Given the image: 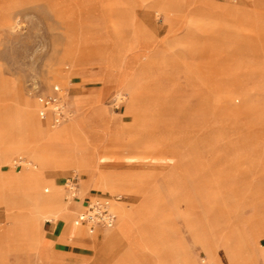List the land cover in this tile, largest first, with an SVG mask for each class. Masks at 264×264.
<instances>
[{
	"label": "rangeland",
	"instance_id": "1",
	"mask_svg": "<svg viewBox=\"0 0 264 264\" xmlns=\"http://www.w3.org/2000/svg\"><path fill=\"white\" fill-rule=\"evenodd\" d=\"M227 1L0 0V128L13 145L30 152L14 164L16 171L29 160L42 169L28 187L47 184L40 174L48 167L64 169L47 177L62 186L71 209L86 194L78 188L72 199L66 181L89 179L132 210L142 209L151 232L157 225L161 255L178 233L193 244L191 229L217 240L255 238L262 250L264 44L252 50L251 39L262 36L211 8ZM54 86L65 90L72 111L64 123L50 122L49 134L69 121L76 128L56 142L32 140L28 104H41ZM95 93L103 95L97 110L77 107L74 96ZM106 139L109 149L98 157L108 159L101 168L60 166L68 151L85 163L84 154ZM7 145L0 134V152ZM129 183L139 185L131 189ZM19 206L24 215L17 220L28 227L38 220L41 235L45 219H39L38 205ZM83 210L75 212L73 225ZM118 215L113 229L122 225ZM109 230L92 239L86 264H101L102 234ZM130 237L128 259L141 264L138 254L150 248L148 236L133 228ZM195 249L202 263L205 252ZM238 252L246 263L243 249Z\"/></svg>",
	"mask_w": 264,
	"mask_h": 264
},
{
	"label": "crops",
	"instance_id": "2",
	"mask_svg": "<svg viewBox=\"0 0 264 264\" xmlns=\"http://www.w3.org/2000/svg\"><path fill=\"white\" fill-rule=\"evenodd\" d=\"M211 8L217 9L220 15L225 17L233 16L242 24L252 26L256 31L255 35L262 36V39H251L250 45L252 50L259 47L260 44H264V0H231L225 3L220 2L219 6H212ZM254 19H256L258 25L253 22ZM235 41L236 43H243L238 37L235 38ZM52 92L53 90L46 95ZM45 96H43V98ZM102 97L103 95L97 93L87 96H74L78 101L77 107L89 106L96 108V110L99 107L98 104H100ZM43 98L41 99V104L39 103L40 109L43 104ZM40 118L42 121L49 119L50 122L53 123V116L51 114H49L46 119L41 116ZM0 134L5 135L8 139V148L0 152V264H86L93 254L90 248L92 239L95 237L99 239L101 235L97 233L106 229H91L86 225H76L75 220L73 225L71 220L75 212L80 210L81 207H84V210L79 214L85 212L89 202L112 200L113 211L117 216V225L119 222V204L127 203L122 201V199L116 201L115 198L119 196H112L108 194L109 192L98 190L88 179L85 180L83 184L79 181V190L82 194H86V196L84 197L83 195L76 200V205L68 209L66 208L64 189L62 188L61 192L59 188L62 186L58 187L59 185L56 181L53 180L55 184L51 182L52 179L47 177V173L50 170H64L55 167H51L49 170L40 174V178L48 179L49 182L37 186L36 190H32V188L28 187V183L21 184L20 182L21 180L28 181L27 179H33L32 169L29 170L26 169V167L21 171H16L14 169V164L17 163V160L22 162L27 160L25 159V155L30 153L29 150L17 148L13 145L10 134L2 128H0ZM109 146L110 144L107 140L101 144L96 151L85 153V158L82 159L85 160L87 164L93 163L101 168L102 164L104 165L107 163L108 157H98V154L107 152ZM61 150L60 148L58 152H61ZM18 167L19 166H17V168ZM20 167H22V165ZM15 187H18L19 194L16 193ZM99 191L102 192V194L99 195ZM43 196H49L50 199L52 197L53 201L51 200V204H62L65 208L62 210L61 218L56 220H45L42 224L41 235H39L37 239H34L33 235L28 233L24 234V232H20L19 230L23 229L25 231V229H27L28 231V223H26L24 219L20 222L17 220L20 218V215L22 216L23 214V211L20 210L18 206L27 203L33 204V199H40V202L42 201L41 203L44 204L46 202L41 199ZM48 202L50 203V200ZM127 206L129 207V204H127ZM141 212V208L132 210L136 222L139 223L147 233L148 243L150 245V248H145V250L140 251L138 254L141 264H237L233 255L239 248H242L244 251L246 264H260V246L255 238L247 240L246 237L241 235L233 238L223 236L217 240L195 229L190 230L193 244L191 242H185L178 233L171 238L168 253H163L162 256H159L156 249L157 245H155L161 238L157 231V225L154 224V232H151L148 228L147 218ZM126 223L129 225L131 224L129 221ZM71 226L83 228L86 234L78 235L72 233ZM104 236L103 233V247ZM196 246L200 247L206 254V259H204L202 263L199 261V250L195 249ZM158 251L162 252L159 248ZM101 252L99 261L101 264H109L107 262V255L105 257Z\"/></svg>",
	"mask_w": 264,
	"mask_h": 264
},
{
	"label": "bare ground",
	"instance_id": "3",
	"mask_svg": "<svg viewBox=\"0 0 264 264\" xmlns=\"http://www.w3.org/2000/svg\"><path fill=\"white\" fill-rule=\"evenodd\" d=\"M61 77L62 76H60V78ZM28 107L30 108L29 110H30V118H31V125H32V130H31V132H32L31 133L32 140H34V139L37 140V139L43 137L45 140L49 139L52 142H56V141L60 140L61 138H65L66 136H70L72 134V132L74 131V129L76 128L75 123L73 121H69V122H66L65 126L62 129H60L59 131H57L53 135H50L49 132H48V125L50 123V120L48 119L46 121H42L40 116H39L40 104L38 102H36V101H31L28 104ZM77 126H79V125H77ZM71 141H72V139H71ZM60 158H61L60 166H63V167L68 166V164H70V163H73L74 165L76 164V165H82L83 167H87V163L79 162L76 159L75 153H72L70 151L66 152L63 156H60ZM25 164H26V169H29V170L32 169V177L33 178L35 177V175H37V173L39 171H42V169L36 163H34L31 160H29V162H26ZM50 168L51 167H48L47 169H50ZM44 170H45V168H44ZM26 179H27V177H26ZM27 180L29 181L30 179H27ZM20 182L21 183H26L27 181L26 180H21ZM47 182H49V181H47ZM51 182L55 183L53 180H51ZM94 182H95V180H94ZM115 182H114V184H115ZM117 182H119V181H117ZM140 183L142 184L141 181H140ZM129 185L131 186V189H134L139 184L129 183ZM34 189H36V188H34ZM57 190H58V188H57ZM59 190H60V188H59ZM41 199L43 201H45L46 203L42 204L41 203L42 201L40 202V199L39 200L38 199H33L34 200L33 201L34 204L38 205V213H40L39 219L43 218L45 220H50V217H52V216L61 215L62 210L65 208L62 204L61 205H58V204H55V203L51 204L52 203L51 202L52 197L50 199L49 196H43ZM49 200H50V203L48 202ZM18 207H20V206H18ZM118 211H120V213L122 214V225L119 228H116V229H113V230L110 229L109 231L104 233V235H105L104 236V249L101 252V254L104 255L105 257L107 255V262L109 264H137V263H135L134 259H132V260L128 259V257H130V255H131L128 252L130 248L127 250V247H128L127 246V242L129 240H131V238H132V237H130V230L133 229V228L137 229L138 236H141V237H145V236H148V235L145 232L144 228L139 223L136 222L131 208H129L127 205L121 204L118 207ZM128 221L131 223L130 224L131 227L126 223ZM38 225L39 224H38V220H37V221L33 222L30 227H28V231L26 229L25 231L24 230H20V232H24V234H27V233L31 234V235H33L34 239H37V237L40 235L39 234V226ZM71 228H72L71 229L72 233H74V234H78V235H85L86 234V232H85V230L83 228H79V227H75V226H71ZM261 248H262V250H260V248H259V255H260V258H261L260 259V264H264V246H261ZM127 252H128V254H127ZM157 252H158L159 256H162L159 253L158 249H157ZM233 257L237 261V264H246V263L241 262L238 249L234 253ZM161 264H164V263H161Z\"/></svg>",
	"mask_w": 264,
	"mask_h": 264
},
{
	"label": "built area",
	"instance_id": "4",
	"mask_svg": "<svg viewBox=\"0 0 264 264\" xmlns=\"http://www.w3.org/2000/svg\"><path fill=\"white\" fill-rule=\"evenodd\" d=\"M40 116L44 119L49 114L53 116L54 126H58L69 119L72 109L67 100V94L60 86H54L53 92L46 95L42 100ZM21 166V164L19 165ZM66 187L72 199H76L79 188V178L74 176L66 181ZM122 197L115 198L120 201ZM117 216L113 211V201L104 200L102 202H89L87 210L77 216L76 225H86L91 229H112L115 227Z\"/></svg>",
	"mask_w": 264,
	"mask_h": 264
}]
</instances>
